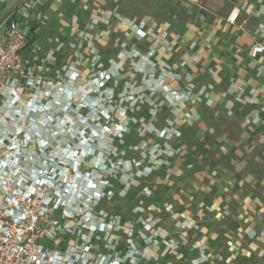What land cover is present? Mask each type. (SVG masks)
Wrapping results in <instances>:
<instances>
[{
    "label": "crops",
    "instance_id": "1",
    "mask_svg": "<svg viewBox=\"0 0 264 264\" xmlns=\"http://www.w3.org/2000/svg\"><path fill=\"white\" fill-rule=\"evenodd\" d=\"M233 10H240L235 23L227 19ZM12 13L27 30L29 58L56 47V38L94 35L83 41L88 67L91 47L106 64L120 42L145 52L159 49L167 34L174 47L163 46L156 61L158 69L170 65L166 82L181 90L191 76L197 86L212 82L215 96L211 104L182 105L180 116L191 123L181 125L176 178L162 186V216L172 218L190 264H264V53L251 56L253 44L264 43V0H0V24ZM135 24L148 40L128 38ZM63 52L70 60L73 50L66 45ZM127 73L123 80L136 77ZM171 239L164 240L169 248ZM194 244L206 245L208 260Z\"/></svg>",
    "mask_w": 264,
    "mask_h": 264
},
{
    "label": "built area",
    "instance_id": "2",
    "mask_svg": "<svg viewBox=\"0 0 264 264\" xmlns=\"http://www.w3.org/2000/svg\"><path fill=\"white\" fill-rule=\"evenodd\" d=\"M239 13L240 10H233L227 18L228 21L235 23ZM72 27L79 29L76 17ZM261 28L264 29V25H261ZM73 34L75 38L76 34L78 35L79 41L72 40L68 43L56 38L57 46L35 59L28 57L27 30L14 14L6 16L0 24V108L3 109V112H0V264H121V259L116 254L97 255V242L85 238L87 233L96 236L98 232H105L110 224L102 222L101 216L93 212L98 206V201L107 195L106 189L109 185H103L107 181L101 179L102 184L98 188V182L95 183L91 175L95 169L93 168L91 173L81 171L80 166L84 163L76 160L83 156L82 153L95 152L98 147L87 144L86 136L79 139L82 144L73 145L68 141L61 148L57 144L51 147V142L60 132H54L53 128L50 129L54 130L52 132H40L38 129L36 132H25L22 127L23 121L28 117L34 119L31 114L41 111V107L47 112L55 109L59 113L62 111L58 110L60 107L77 102H69L63 97H73L75 90L70 89L69 84L77 81L81 75L83 41L93 40L94 35ZM254 37L257 38L256 35ZM128 38L136 41L148 40V33L135 24L131 27ZM66 45L73 50V54L70 60L66 59L65 62L66 54L63 51ZM159 45V49L149 47L144 52L127 41L120 42L115 54L109 57L106 64L103 63L98 50L91 47L88 51L89 68L97 70L98 76L95 77L93 93L88 99H85L87 94H83L80 100L89 101L94 107L98 105L100 115L111 116L110 107L114 101L120 99L121 104L132 103L134 100L137 102L143 98L144 94L141 93L153 88L161 89L166 94L165 99L175 106L173 114L177 119L174 124L178 126H172L173 122L168 119L169 124L158 132L167 138L181 137L182 123H191V118L180 116L182 105L202 102L211 104L214 101L215 95L212 92L215 85L210 82L197 86L190 76L183 89L172 88L165 78L166 73H170V65L164 63L163 67L158 69L156 61L161 60L163 46L171 51L174 44L168 41L165 34L164 38L159 40ZM262 53L264 43L256 41L251 47V56L257 57ZM38 61H41V64L34 66ZM58 61L63 63L53 68L51 63ZM127 72H132L133 76L140 75L141 80H123ZM108 88L112 89L109 97H106L104 102L98 101L101 96L105 98ZM135 88H140L138 95L134 93ZM104 103L106 106H99ZM164 103L166 102L163 101L160 105ZM25 109L29 111L27 117L24 114ZM128 110L125 108L119 113H122L124 118H132L127 116ZM80 114L83 116V113ZM51 118L54 120L55 116ZM56 120L61 123V116ZM54 122L56 124V121ZM54 124L52 125L56 128L57 124ZM95 124L99 131L98 124ZM37 127H40V124H34V128ZM119 127L122 130L123 126ZM82 129L77 132L74 130L72 135H83ZM96 129L94 126L92 137H98ZM42 133L49 135L43 136ZM133 149L137 151L139 148L132 147L131 154L113 151V164L116 157H120L123 152L124 156H129L126 163L130 167L128 172L132 177L135 175V169L140 170L139 167L142 176H149V157L146 155L144 160L136 162V151ZM166 151L168 150L165 149ZM107 162L106 158L104 164ZM75 168L76 176L72 181L70 173ZM125 168H121L122 172ZM120 174L119 172V179L122 176ZM132 183H129V187ZM112 192L110 189L108 195ZM145 192L150 193L149 186L145 187ZM86 205L90 206V210L86 211L89 218L88 222L84 223V220L80 219V209ZM170 243L176 247L173 252L177 254L180 241L171 239ZM193 247L202 252V262L208 260L205 244H194ZM211 263L214 264L213 261Z\"/></svg>",
    "mask_w": 264,
    "mask_h": 264
},
{
    "label": "rangeland",
    "instance_id": "3",
    "mask_svg": "<svg viewBox=\"0 0 264 264\" xmlns=\"http://www.w3.org/2000/svg\"><path fill=\"white\" fill-rule=\"evenodd\" d=\"M86 61L87 57L84 56L80 65V77L77 81L69 84V88L75 90L73 97L67 95L63 97V99L69 100V102H77L67 103V105L60 107L58 110L62 111H59V113L56 112L57 110L55 109L47 112L44 107H41V111L31 114L34 116V119L28 117L25 119L26 121H23V130L25 132H36L38 129L40 132H52L54 130L50 129L57 128L56 130L60 132V134L51 142V147L56 144L59 148L65 146L66 142H71L67 137L72 139L76 144H82L79 139L83 138V136L88 138L87 144L93 145L92 143H98V148L95 152L90 151L91 153H82L83 156L76 158V160L80 163L86 162V164H81V171L86 170L91 173L92 169H95L91 175L94 182H98V188L102 184V182H100L101 179L107 181L103 183V185H109H106L107 195L105 201L103 200L104 198L98 201V206L93 212L101 216L100 219L102 222L110 224L107 225L105 232H98L96 236L87 233L85 238H91L92 242H97V247L95 249L97 255L103 254V252L98 249V240H103V242H105L104 245L108 247L109 250L114 249L115 246L113 244H117L124 249V255L128 258L129 264H162V262H156L159 261L160 257L165 254L168 249L175 247L173 245L169 248L167 244L164 243V240L168 241L169 236L177 240V227L173 225L172 218L166 215L162 216L165 212L162 211V205L158 203L162 202V198H165V195H161L162 186L164 184H170L176 178V175H174V171L176 170L174 165L177 164L176 162L178 161V143L182 136L167 138L163 137L158 131L169 124L167 122L168 119H171L173 122L172 126H178L174 124L177 119L175 114H173L175 106L165 99L166 94L161 89L156 90V88H153L147 92L141 93V95L144 94L143 98L137 102L134 100L132 103L123 102L121 104L120 99L114 101L111 103L110 107L111 116L107 114H105V116L100 115L98 105L94 107L91 102L80 100L83 94L86 93L87 97H85V99H88L90 94L93 93V84L96 82L95 77L98 76L97 70H90L86 65ZM135 80H141V76H136ZM139 89L140 88L133 89L136 95H138ZM105 93V98L101 96L97 100L104 102L106 97H109V94L112 93V89L108 88ZM163 101L166 103L161 106L160 103ZM70 104H76V106L73 108ZM99 106L103 107L106 105L104 103ZM120 108L122 110L128 108L127 116L132 118H124V115L119 113L122 111ZM70 111H72V113ZM143 111L144 113L149 112L150 116H146ZM0 112H3L2 108H0ZM80 113H83V116ZM24 114L26 117L29 116L28 109L24 110ZM97 114L98 118H96ZM53 116H55L54 120L51 118ZM59 116H61L62 122H56V126L54 121H57L56 119ZM47 120L51 122L50 125L54 124L56 128L53 125L44 126L43 124H45ZM94 123H97L99 127L98 137H92V130L94 128L92 125H94ZM34 124H40V127L35 129ZM119 125L123 126L122 130ZM80 128H83V135L74 137L72 132H74V130L76 132V129ZM181 131L184 132L183 127H181ZM131 132H134V134L130 136V138L133 139V143L127 146L126 143L128 139H126V134H131ZM187 132H189V129H187ZM42 134L43 136L49 135L48 133ZM94 134H96V132H94ZM117 141H119L121 145H117ZM132 147L139 148L137 151L133 149L136 151L134 153L136 162L144 160L146 155L149 157L150 160L147 163V171H150L149 176H142L141 167H139L140 170L135 169L133 178L128 172L130 167H128L129 165L126 163V159L129 156H124V151L121 152L120 157H116L114 161L115 164H113V151L118 153L120 150L127 148V153L131 154L130 149H132ZM165 149L168 150L166 151L167 153ZM106 158L108 162L104 164ZM107 166L109 168H107ZM124 167L126 168L122 172L121 168ZM114 168L116 169V173H114ZM75 170L76 168L72 169L70 173L72 181L76 176L74 173ZM119 172L122 176L117 180L115 175H118ZM169 172L170 175H168ZM131 182L133 183L130 184L129 187V183ZM111 185H113L114 188L111 187ZM146 186H149V194L145 192ZM169 186L172 185H168V187ZM110 189H112L113 192L108 195ZM170 189L169 192L173 196V186ZM87 210H90V206L86 205L80 209L82 214L80 219L84 220V223L88 222L87 220L89 218L86 213ZM147 222L148 224H146ZM155 222L157 223L155 224ZM166 226L170 229L166 230ZM162 240L166 245L165 248L163 243H161ZM162 248L163 252H161Z\"/></svg>",
    "mask_w": 264,
    "mask_h": 264
},
{
    "label": "trees",
    "instance_id": "4",
    "mask_svg": "<svg viewBox=\"0 0 264 264\" xmlns=\"http://www.w3.org/2000/svg\"><path fill=\"white\" fill-rule=\"evenodd\" d=\"M29 39V38H28ZM29 45H30V42L28 41V50H29ZM74 106H76V104H72V107L74 108ZM71 113H72V111H70ZM143 113H144V111H143ZM146 116H150V114H149V112H146V113H144ZM39 125V124H38ZM78 131V129H76V132ZM134 134V132H131V134H126V139H128L127 140V143H126V145L128 146L129 144H132L133 143V139H131L130 138V136H132ZM68 140H70L71 141V143L73 144V145H78V144H76L72 139H70L69 137L67 138ZM50 140H52V139H50ZM93 144V146H96V147H98V143H92ZM116 144L117 145H121V143L119 142V141H117L116 142ZM120 151H124V152H126L127 153V148L126 149H122V150H120ZM130 154V153H129ZM116 172V170H114V173ZM116 176V178H117V180L119 179V176L118 175H115ZM112 184L114 185V183H113V181H112ZM115 184H116V181H115ZM113 185H111V187H113ZM114 188V187H113ZM112 188V189H113ZM162 189V188H161ZM161 189H159V190H161ZM164 189H162L161 190V195H163V193H164ZM132 198H133V196H132ZM164 198H162V202H160V203H158L159 205H162L163 204V202H164V200H163ZM170 199V201H173V198H169ZM104 201H105V197H104V199H103ZM105 242H103V240H98V249H99V251H101V252H103V253H106L107 255H112V256H114L115 254L118 256L119 255V257H120V259H121V264H129V261H128V258H126V256L124 255V249H122L119 245H117V244H113L115 247H114V249L113 250H109L108 249V247H106L105 245ZM145 244H146V242H145ZM126 251V250H125ZM163 251V248L161 249V252ZM178 253L177 254H175L174 252H169V251H167V253L165 254V255H162L161 257H160V259H159V261L158 262H156V263H160V262H162V264L164 263V264H170V263H175V264H177V263H180L181 264V262H183L184 264H190V255H191V253L189 252V250H188V247L185 245V246H180L179 248H178ZM183 253L184 254V257L182 258V259H180V260H178V258H177V255L179 254V253ZM126 258V259H125ZM186 261H188V262H186ZM242 263H244V261H242V260H239V261H237L235 264H242ZM245 264V263H244Z\"/></svg>",
    "mask_w": 264,
    "mask_h": 264
},
{
    "label": "flooded vegetation",
    "instance_id": "5",
    "mask_svg": "<svg viewBox=\"0 0 264 264\" xmlns=\"http://www.w3.org/2000/svg\"><path fill=\"white\" fill-rule=\"evenodd\" d=\"M48 118H49V117H48ZM48 118H47V119H48ZM50 123H51V122H50L49 120H47V122L45 123V125L49 126ZM43 125H44V124H43ZM50 126H51V125H50ZM84 164H86V163H84Z\"/></svg>",
    "mask_w": 264,
    "mask_h": 264
},
{
    "label": "bare ground",
    "instance_id": "6",
    "mask_svg": "<svg viewBox=\"0 0 264 264\" xmlns=\"http://www.w3.org/2000/svg\"><path fill=\"white\" fill-rule=\"evenodd\" d=\"M56 122H58V121H56ZM92 127H94V125H92ZM95 129H96V124H95ZM55 131H56V129H54ZM96 132H98V130L96 129Z\"/></svg>",
    "mask_w": 264,
    "mask_h": 264
}]
</instances>
